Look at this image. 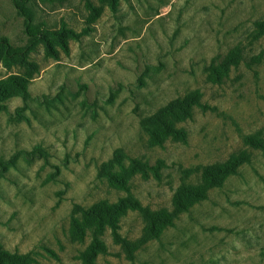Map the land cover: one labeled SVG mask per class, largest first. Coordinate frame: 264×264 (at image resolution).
Returning a JSON list of instances; mask_svg holds the SVG:
<instances>
[{
  "label": "rangeland",
  "instance_id": "374dc122",
  "mask_svg": "<svg viewBox=\"0 0 264 264\" xmlns=\"http://www.w3.org/2000/svg\"><path fill=\"white\" fill-rule=\"evenodd\" d=\"M0 40V82L25 81L0 102V264H84L95 239V264H264V0H0ZM193 92L208 108L175 123L184 142L165 137L157 117ZM132 159L163 163L124 176L172 224L151 237L127 210L94 239L88 212L126 196L107 174Z\"/></svg>",
  "mask_w": 264,
  "mask_h": 264
},
{
  "label": "trees",
  "instance_id": "16d2710c",
  "mask_svg": "<svg viewBox=\"0 0 264 264\" xmlns=\"http://www.w3.org/2000/svg\"><path fill=\"white\" fill-rule=\"evenodd\" d=\"M70 35L72 37L71 33ZM77 36L78 35L73 34V37ZM1 50H3V57L1 59L4 61V63H7V60L10 56V46L5 40H0V51ZM242 60V56L237 54V51L231 52L229 56L224 58L216 66H211L209 68L210 82L214 84L220 83L221 78L226 75L228 68L230 66H237ZM257 61H259V57L255 58V62ZM246 65L249 66L250 63ZM7 86H13L16 89L17 92H14L12 94L25 95V81L20 78L18 79L15 77H10L4 82H0V102H2L3 98L8 95V92L6 90ZM192 107H198L202 109L208 108L207 106L200 103L198 92H193L185 96L181 101L171 104L169 106L171 110H169V115L167 117H157L158 123L160 124L159 126L161 128L160 133L162 132L165 137L170 136L173 139L184 142L186 137L185 131L182 128H176L175 123L189 118L191 115L190 109ZM150 134L154 142L156 141L155 143L160 142V140H157V135L153 130L150 131ZM240 162L241 160L239 158L232 157L225 163L212 165L208 169L204 170V173L202 174L203 184L206 186H219L222 182V177L228 173H231L234 167L236 165H239ZM162 164L163 163L161 161H158L156 164L157 167H151L146 162H140L136 159H132L127 165V169L123 170V167L119 166L118 171L109 172L107 174L109 184L113 188L124 192L126 196L119 199L116 203L110 204L102 202L98 206H93L89 210L88 214L92 216L93 219L92 222L88 225V228L92 230L94 239L102 234L105 227H110L112 229L113 235L117 237L116 229L118 227V217L125 214L127 210L137 211L143 214L146 222V233L151 237L157 236L156 229L158 227L172 224L171 219L168 217V214L149 212L146 210V208L142 207L140 203L130 194V187L128 182L126 181L127 178L124 176L140 174L141 176L146 177L148 170H157L158 166ZM104 175H106V172ZM182 187L178 192V196L181 195L182 199H186L187 197L193 198L201 196L199 192L196 191V189H194L193 187ZM176 205L179 209L186 207L185 204H182L181 202H176ZM124 245H126V248L128 244L125 243ZM103 247L104 246L99 243L97 239H95L94 242L80 254V258L84 261V264H95V255Z\"/></svg>",
  "mask_w": 264,
  "mask_h": 264
}]
</instances>
